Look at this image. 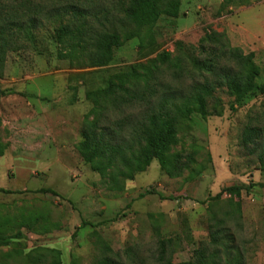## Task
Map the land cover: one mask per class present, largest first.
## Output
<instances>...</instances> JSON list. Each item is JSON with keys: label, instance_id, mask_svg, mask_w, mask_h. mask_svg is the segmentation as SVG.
Returning <instances> with one entry per match:
<instances>
[{"label": "rangeland", "instance_id": "obj_1", "mask_svg": "<svg viewBox=\"0 0 264 264\" xmlns=\"http://www.w3.org/2000/svg\"><path fill=\"white\" fill-rule=\"evenodd\" d=\"M97 1L111 8L118 0ZM222 1L181 0L180 17L161 15L151 31H142V44L138 37L127 40L106 66L83 67L80 51L62 43L53 25L32 31L22 48L7 54L0 69V189L11 192L0 191V239L21 237L8 245L0 240V264H51V254L29 256L40 248L60 250L61 264H100L104 252L122 263L154 264L160 238L174 242L175 262L186 261L201 246L215 248L211 231L220 219L231 233L227 245L247 264H264V169L241 137L264 111V94L238 101L218 89L217 110L185 119L169 153L196 152L204 170L194 180L188 172L168 175L154 159L133 179L116 183L92 170L78 150L84 124L101 109L112 81L175 54L179 43L198 46L208 31L254 52L264 83V0L223 10ZM156 74L183 92L191 82ZM140 112L137 106L110 109L107 122L136 120ZM147 189L161 196L141 197Z\"/></svg>", "mask_w": 264, "mask_h": 264}, {"label": "trees", "instance_id": "obj_2", "mask_svg": "<svg viewBox=\"0 0 264 264\" xmlns=\"http://www.w3.org/2000/svg\"><path fill=\"white\" fill-rule=\"evenodd\" d=\"M250 4L251 0H223L221 9ZM110 5L111 8L97 0H0V69L9 52L23 47L20 43L23 37L51 25L62 43L80 51L83 67H101L113 60L115 49L127 40L138 37L142 44L145 38L142 31H151L161 15L176 18L181 15V0H118ZM254 58V52L245 53L242 48L231 46L226 36L217 31L206 32L198 46L179 43L175 54H163L162 58L143 65L142 72L120 76L110 83L103 92L101 109L84 124L79 152L92 170L109 173L116 183L133 179L154 159L168 175L182 176L188 172L189 179L194 180L203 172L204 165L193 150L185 154L169 153L176 133L185 119L194 114L207 116L213 112L212 107L218 109L215 101L218 89H226L238 101L264 94V83L258 82L261 68ZM160 70L177 82L190 79L187 91L177 90L165 79L157 81L156 72ZM123 106L139 107L138 119L107 122L109 110H120ZM255 120L256 124L248 123L242 130V147L255 155L264 169V111ZM225 190L230 195L237 192L233 188ZM0 191L11 192L2 188ZM40 191L53 193L51 189ZM155 193L161 196L153 189L140 196ZM222 195L221 192L213 198L220 199ZM223 226L225 221L220 219L218 226L212 227L211 244L215 248L201 246L189 260L181 262L173 260L174 242L160 238L153 254L154 264H247L236 246L227 245L231 233ZM14 237L20 238L21 233L0 240L8 245ZM47 253L53 257L51 264H61L58 249L40 248L29 256L41 260L47 258ZM100 264L128 263L104 252Z\"/></svg>", "mask_w": 264, "mask_h": 264}]
</instances>
